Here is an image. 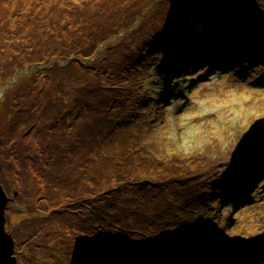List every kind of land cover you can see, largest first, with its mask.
I'll use <instances>...</instances> for the list:
<instances>
[{
  "label": "rangeland",
  "instance_id": "rangeland-1",
  "mask_svg": "<svg viewBox=\"0 0 264 264\" xmlns=\"http://www.w3.org/2000/svg\"><path fill=\"white\" fill-rule=\"evenodd\" d=\"M76 2L0 0L16 264H264V0Z\"/></svg>",
  "mask_w": 264,
  "mask_h": 264
},
{
  "label": "trees",
  "instance_id": "trees-1",
  "mask_svg": "<svg viewBox=\"0 0 264 264\" xmlns=\"http://www.w3.org/2000/svg\"><path fill=\"white\" fill-rule=\"evenodd\" d=\"M35 1H37L38 2V0H35ZM41 1V3L42 4H44V5H46L47 3H50L48 6H49V12H50V17H49V20L43 25V21L41 20L42 19V17H40V15L36 18V19H34L33 18V29H34V31H35V33L36 34H38V33H42V34H46V35H51L53 32L54 33H60V32H62V30H61V26H64L63 25V23L65 22L64 21V18L65 17H67L68 15H66L65 14V12L67 11V10H69V9H71V10H74V5L77 3L76 2V0H50L51 2H49V0H40ZM45 1V2H44ZM239 2V1H238ZM237 2V3H238ZM237 3H235L234 5H232L231 7L229 6L228 8H227V10L226 9H223L222 11H220L219 13L221 14V16H224L225 14H228L229 15V18H231V16H232V14H233V12H232V10H233V7L237 4ZM239 13V12H238ZM34 21H35V23H34ZM78 22H80V21H78V20H76V23H78ZM173 21H170L169 23H168V25H167V27H168V30L169 29H171L172 28V26H173ZM178 23V22H177ZM177 23H174V24H177ZM179 23H181V24H186L187 23V21L186 20H183V22H179ZM229 28V27H228ZM227 28V29H228ZM167 30V31H168ZM176 31V30H175ZM177 32V31H176ZM231 32H229L228 31V34H230ZM84 34H80L79 35V39L80 40H83V36ZM175 40V39H174ZM9 41H11V42H13L11 39L9 40ZM94 43V41L92 42V44ZM84 44H85V42H84ZM91 44V45H92ZM91 45H89V46H91ZM89 46H86V45H84V47L83 48H79V49H76L77 50V53L75 54V55H77V54H79V56H82V55H84L83 53L86 51V49L89 47ZM74 54H73V56H75ZM50 56H52L54 59H56V58H58L56 55L55 56H53V55H50ZM59 76V75H58ZM58 76H57V79H58V83H60V81H61V76L58 78ZM44 81V80H43ZM46 83V82H45ZM41 88H43L42 86H40ZM71 100L73 99V98H76L75 96H74V94H73V92H72V90H71V96L69 97ZM163 99H167V97H164ZM66 109V107L64 108V110ZM168 179H170L169 177H168ZM147 180H150V179H146L145 181H147ZM170 184H167V187L169 186ZM208 198V197H207ZM179 258V257H178Z\"/></svg>",
  "mask_w": 264,
  "mask_h": 264
},
{
  "label": "water",
  "instance_id": "water-1",
  "mask_svg": "<svg viewBox=\"0 0 264 264\" xmlns=\"http://www.w3.org/2000/svg\"><path fill=\"white\" fill-rule=\"evenodd\" d=\"M4 190L0 184V264H16V256L11 252L13 240L11 237H2L3 226L5 223L4 206Z\"/></svg>",
  "mask_w": 264,
  "mask_h": 264
},
{
  "label": "bare ground",
  "instance_id": "bare-ground-1",
  "mask_svg": "<svg viewBox=\"0 0 264 264\" xmlns=\"http://www.w3.org/2000/svg\"><path fill=\"white\" fill-rule=\"evenodd\" d=\"M243 56V58H247V56L246 55H242ZM183 58H186V57H183ZM236 60H237V57L236 56H234L233 55V60L232 61H234V62H236ZM222 63V62H221ZM165 77H167V76H163V78H165ZM168 97V96H167ZM221 187H224L223 185H221ZM196 194H193L192 196H190V194H187V196H189V197H193V196H195ZM205 199H207V197H205L204 199H201V200H205ZM213 206V208H216V204H213L212 205ZM199 244V243H198ZM256 250V248L254 247L251 251H255ZM264 259V257L262 258V259H257V261L258 262H261V260H263Z\"/></svg>",
  "mask_w": 264,
  "mask_h": 264
}]
</instances>
